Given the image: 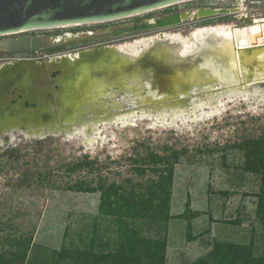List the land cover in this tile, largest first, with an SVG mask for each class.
<instances>
[{"label":"rangeland","instance_id":"rangeland-1","mask_svg":"<svg viewBox=\"0 0 264 264\" xmlns=\"http://www.w3.org/2000/svg\"><path fill=\"white\" fill-rule=\"evenodd\" d=\"M198 8L242 9L243 13L186 21L164 33L187 38L198 28L239 26L241 17L244 25L264 18V0H194L137 17ZM155 33L129 34L110 41L132 44ZM218 102L215 108L202 102V107L191 111L192 118L179 113L174 118L166 114L160 120L135 116L101 124L91 135L96 138L91 144H85L83 127L38 147L20 143L21 153L15 160L0 158V253L17 249L5 244L9 237L12 243L19 242V249H26L25 264H74L71 260L59 262L55 253L76 244L80 237L87 246L100 203L99 191L77 192L74 185L91 183L90 188L95 189L99 177L108 184H124L127 179L134 185L144 182L150 175L138 176L129 159L137 154V159L144 158L143 146L156 150L168 145L182 152L173 168L166 264H197L209 256L215 242L253 245V254L263 255L264 212L258 215L257 206L264 195V177L244 170L243 151L235 142L244 130L258 131L264 126V101L246 95L243 99L218 98ZM84 158L94 162V168L81 166L72 171ZM37 170L48 174L36 176ZM99 224L101 231L97 232L105 242L108 226L104 219ZM153 237L163 238L164 229Z\"/></svg>","mask_w":264,"mask_h":264},{"label":"water","instance_id":"water-1","mask_svg":"<svg viewBox=\"0 0 264 264\" xmlns=\"http://www.w3.org/2000/svg\"><path fill=\"white\" fill-rule=\"evenodd\" d=\"M191 1L194 0H0V37L121 21ZM236 12L237 9L199 8L54 39L49 35L3 39L0 40V56L156 32L147 48L136 55L123 53L119 45H101L46 62L19 61L0 71V84L4 87L6 83H11L13 90L17 89L14 93L26 98L25 103L37 108V114L40 113L38 118L49 120V123L58 120L56 104L67 131L84 126L97 128L101 124L135 116L160 120L166 114L174 118L179 113H187L192 118L191 111L202 107L199 102L218 95L227 99L225 92L234 88L238 93L231 98L246 93L252 95L256 102L264 101V76L253 80V75L264 72V42L261 40L259 43L253 40L245 48H238L233 40L225 51L215 44V40H211L183 60H177L175 53L168 52V44H165L169 40L164 36L166 29L186 21L197 22ZM243 20V17L238 18L239 26H231V32L255 25L254 20L245 25ZM210 60L215 64L209 63L208 67L205 66L207 69L197 67ZM232 63H239L240 67L236 72L239 76L236 77V85H226L211 76L208 80L203 78L206 70L212 72L211 75L218 71L223 73ZM254 67L257 72L252 73ZM54 74L51 82L55 91H51L49 76ZM258 93L263 95L258 96ZM195 104L199 106L196 109Z\"/></svg>","mask_w":264,"mask_h":264},{"label":"trees","instance_id":"trees-1","mask_svg":"<svg viewBox=\"0 0 264 264\" xmlns=\"http://www.w3.org/2000/svg\"><path fill=\"white\" fill-rule=\"evenodd\" d=\"M247 130H244L235 142L236 147L243 151L244 170L264 177V126H259L258 131ZM143 147L144 158L137 159V154L129 160L135 164L138 176L146 173L150 175L144 182L134 185L132 180L127 179L125 185L116 182L108 184L106 179L99 177L95 189L90 188L91 183L84 185L80 182L74 185L73 188L77 192L99 191V217L94 221L93 238L87 246L83 245L82 237L78 238L76 244L72 243L55 253L59 262L71 260L74 264H166V229L171 220L170 189L173 168L182 151L168 145L156 150ZM93 164L94 162L84 158L78 167L75 165L71 170H79L81 166L85 170L94 168ZM34 174L46 176L48 173H40L37 170ZM263 196L259 197L258 215L264 212ZM102 219L108 226L104 230L108 235L105 242L103 236L98 233L101 231L99 221ZM261 220L264 223V220ZM163 229V238L153 237L158 236ZM9 240V237L6 238L5 244L9 242L8 246H16L17 249L0 253V264H25L26 249H19V242L12 243ZM208 255L197 264H264V254L254 255L253 245L245 247L239 243L215 242Z\"/></svg>","mask_w":264,"mask_h":264},{"label":"flooded vegetation","instance_id":"flooded-vegetation-1","mask_svg":"<svg viewBox=\"0 0 264 264\" xmlns=\"http://www.w3.org/2000/svg\"><path fill=\"white\" fill-rule=\"evenodd\" d=\"M175 13L178 12L176 11L173 13H166V14L158 15L156 17L138 18L136 16V17L124 19L123 21L121 20V21H115V22L97 24V25H89V26L81 25V26L55 28V29L40 30V31H29V32H23L8 36H1L0 40L7 38H17L19 36H24V35H30V36L49 35L54 39L66 34H76L86 31L93 32L97 28L104 29L110 25H114L118 23H128V22L142 21V20H154ZM71 45L74 46V48L70 47ZM101 45H114V44H112V41L110 40L103 42H82V43L70 44V45L62 46L60 48H54L39 52L0 56V71L5 66L15 64L19 61L36 60L39 62L42 61L46 62L52 58L60 57L66 54H74L79 51L93 49ZM54 77L55 74L49 76V84L51 91H55V88L51 82V79ZM12 87L13 85L11 83H6L4 87L2 84H0V158L7 156V160H15L16 159L15 156L16 155L18 156V153L20 152L19 145L20 143L22 144L23 141H26L27 143L30 144H34L36 147H38L40 143L43 144L48 139L56 138L58 136L60 138H65L66 135L68 134L71 135L73 134V132L75 133L76 130L79 129L75 127L69 131L66 130L63 121H61L60 119V111L57 108L56 104H55V110H56L55 112L57 116L59 115L57 120L59 124L55 121L49 123V120L43 119L42 117H41L42 119L38 118L40 113L37 114L36 111L37 108L32 107L27 103H25L26 98L18 97L17 96L18 94L14 93L16 92L17 89L13 90L14 88ZM83 128H84V134L86 135L85 132L87 126H84ZM87 143L88 142L85 140V144Z\"/></svg>","mask_w":264,"mask_h":264},{"label":"bare ground","instance_id":"bare-ground-1","mask_svg":"<svg viewBox=\"0 0 264 264\" xmlns=\"http://www.w3.org/2000/svg\"><path fill=\"white\" fill-rule=\"evenodd\" d=\"M166 9V8H164ZM161 10V9H160ZM237 12H242V9L237 10ZM147 14V13H146ZM255 25L254 26H249L241 29H234L233 32H231L230 27L231 26H225V25H218L215 27H204V28H198L195 29L190 33V36L187 38L182 37L179 33H166L164 36L169 38L168 41H165L167 49L169 50L168 52L175 53V56H177V60H183L192 53L193 51H196L198 48H202L205 45H208V43L211 40H215V44L221 48L222 51L228 50L229 45L235 41V44L237 45L238 48H245L247 46H250L251 42L253 40H256L257 43L262 39H264V23L259 24L261 22H264V18L261 19H254ZM153 36V35H152ZM256 36V39H253V37ZM149 36V38H143L141 40L135 41L132 44H122L119 45L120 51L123 53H126L128 55H136L138 51L141 49H146L148 46V43L152 40ZM177 46V47H176ZM201 46V47H200ZM175 47V48H174ZM210 64H215L213 60L210 61H205L202 65H199L197 67H203L201 70L205 68V66H209ZM223 68V67H222ZM239 67V63H232L230 64V67H227L223 73L222 72H214L212 75L210 72L206 70L205 73H203V78L208 80V78L211 76L217 81L222 80L223 83L226 85H236V77L237 76L236 72ZM207 69V68H205ZM199 70V69H198ZM240 70V69H239ZM256 67L252 69V73H255L257 71ZM193 75H195L193 73ZM264 76V72L257 73L253 75V80H257L258 78ZM226 81H225V79ZM224 80V81H223ZM252 80V81H253ZM251 81V82H252ZM227 99H231L232 96L237 95V90L234 89H228L227 92H225ZM243 96H237V97H243L245 98L246 93ZM221 95H218L217 97L209 96L207 101H201L199 102V105L202 106V102L212 108H215L217 105H219L218 98ZM262 96V95H258ZM195 109L198 108V105H194ZM178 110V109H177ZM59 116V115H58ZM43 121V120H42ZM45 123V122H44ZM59 124V122H57ZM58 128V127H57ZM56 128V129H57ZM31 130V129H30ZM49 131V130H48ZM97 131L96 126H88L86 128V135H85V140L88 143H92L96 138L91 137L93 133ZM33 133V131H32ZM31 134V133H30ZM36 134V133H35Z\"/></svg>","mask_w":264,"mask_h":264}]
</instances>
